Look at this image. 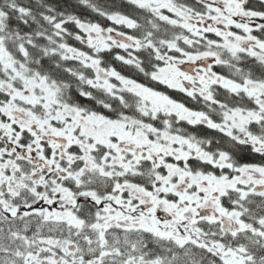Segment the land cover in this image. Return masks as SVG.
I'll list each match as a JSON object with an SVG mask.
<instances>
[{
  "label": "snow or ice",
  "instance_id": "6c2138e0",
  "mask_svg": "<svg viewBox=\"0 0 264 264\" xmlns=\"http://www.w3.org/2000/svg\"><path fill=\"white\" fill-rule=\"evenodd\" d=\"M0 264H264V0H0Z\"/></svg>",
  "mask_w": 264,
  "mask_h": 264
},
{
  "label": "trees",
  "instance_id": "16d2710c",
  "mask_svg": "<svg viewBox=\"0 0 264 264\" xmlns=\"http://www.w3.org/2000/svg\"><path fill=\"white\" fill-rule=\"evenodd\" d=\"M117 66L119 67V64H118V62H117ZM175 95V94H174Z\"/></svg>",
  "mask_w": 264,
  "mask_h": 264
}]
</instances>
